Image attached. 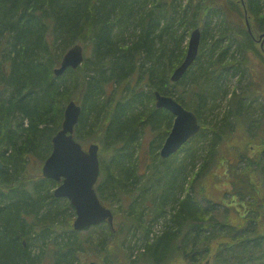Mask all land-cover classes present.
Listing matches in <instances>:
<instances>
[{
	"label": "trees",
	"instance_id": "1",
	"mask_svg": "<svg viewBox=\"0 0 264 264\" xmlns=\"http://www.w3.org/2000/svg\"><path fill=\"white\" fill-rule=\"evenodd\" d=\"M244 14L264 30V0H0V264H88L92 253L103 264H264L263 182L257 179L264 172V115L257 105L264 101V55L242 29ZM196 27L199 56L174 83L170 75ZM77 43L91 50L85 68L56 76L55 66ZM250 50L257 51L258 69L245 57ZM240 72V81L249 80L239 95L230 82ZM135 75L153 90L133 88L114 100L116 86ZM185 80L195 104L183 93L175 96ZM79 85L82 113L74 136L101 139L96 191L115 215L114 226L102 222L81 231L73 226V205L54 194L59 182L30 170L51 154L70 92ZM156 91L194 110L202 123L168 158L160 149L174 115L157 107ZM218 103H225L219 113ZM148 129L153 136L142 159ZM235 133L248 151L257 147L256 158L249 157L253 175L249 164L241 174L240 145L230 142ZM220 163L228 165L233 186L240 181L234 193L245 202L240 213L220 209L221 201L207 194ZM130 234L135 239L125 247Z\"/></svg>",
	"mask_w": 264,
	"mask_h": 264
},
{
	"label": "water",
	"instance_id": "2",
	"mask_svg": "<svg viewBox=\"0 0 264 264\" xmlns=\"http://www.w3.org/2000/svg\"><path fill=\"white\" fill-rule=\"evenodd\" d=\"M246 26L253 35L250 22L246 18ZM201 43L199 27L195 28L188 41L184 61L172 73L171 80L179 81L189 65L198 54ZM85 60L84 46L74 44L64 54L61 63L54 69L55 75L63 74L68 68H77ZM157 107H162L174 115L173 125L166 137L160 155L163 158L178 151L188 140L201 129L199 117L195 111L188 109L171 95L155 93ZM82 107L71 100L65 107L62 128L53 137V150L46 158L42 174L45 178L59 181L55 188L56 197L67 198L76 211L73 226L76 230H84L90 226L107 221L114 225V213L105 206L96 191L100 175L99 145L92 143L88 149L74 138L75 126L79 121ZM0 126V135H1ZM3 164L0 161V169ZM89 264H97L91 261Z\"/></svg>",
	"mask_w": 264,
	"mask_h": 264
},
{
	"label": "rangeland",
	"instance_id": "3",
	"mask_svg": "<svg viewBox=\"0 0 264 264\" xmlns=\"http://www.w3.org/2000/svg\"><path fill=\"white\" fill-rule=\"evenodd\" d=\"M249 20H250L251 28H252V31H253V34H254V37L252 38L253 41H254L253 42L254 49L257 48V50H259V51L261 50L263 52L262 54L264 55V51L261 49L262 45H263V48H264V32H263L264 30L261 31L262 29L260 30L259 27L257 28L256 24L253 22L251 17H249ZM214 21H216V20H214ZM215 23L216 22L213 23V26H215ZM261 23L264 26V20ZM240 24L242 25V29L246 30L248 35L251 37V34L248 31V28L246 26V15L245 14H244V16L242 15V18L240 17ZM190 34H191V32H190ZM190 34L187 37V40H189ZM83 46H84L85 57L87 58L90 55L91 50H90L89 46H87L86 44H83ZM1 49H4V45L2 46ZM246 56L250 57L251 62L252 61L254 62L255 69H258V66L260 65V63H258V58L259 57L257 56V51L254 52V51L250 50L249 54H246L245 57ZM61 59H60V61H61ZM241 59H242V61L244 59V57L242 55H241ZM56 66H58V65H56ZM83 68H85V66H83V64H82V65H80V68H78V69L80 71ZM78 69H77V72H78ZM262 69H264V67ZM83 73H85L84 70H83ZM83 73H82V71L80 72V78L79 79H81ZM241 74H243V77H245V72H243V73L240 72L239 76ZM136 79H137V75H135L129 81L132 80L134 82L133 83V85H134L136 83L135 82ZM248 80H249V78L246 75V79H244V81L242 83H240V92H244L242 90L246 89V83L248 82ZM128 83L125 84V82H123V83H121V84L116 86V92L114 94V100L117 99V97L118 98L122 97L121 93L123 91H126V87H127ZM80 85L78 87L73 86L74 89H73L72 92H70L71 99H73V100H75L77 102L81 101V93H82V90H84V89H81ZM238 85L239 84L237 83V80L235 79V77L232 76V80L230 82V89L231 90H235ZM112 88H113V86L110 85L108 87V91L111 90ZM132 88L139 89V90L143 91L145 94L148 93V92H151V90H150L151 87L149 89V85L147 83H144V81H142V80H139L136 83V86H131L130 87V89H132ZM191 89H192L191 83L185 80L182 84L176 86V88H175V92H176L175 96L179 97V93H183L185 95V99H186L185 102L186 103H190V105L191 104H195L196 103V99L194 97V94L189 92V90H191ZM237 91L239 92V90H237ZM148 99H149V96H148ZM150 100H151V98H150ZM151 101L153 102V98H152ZM155 103H156V100H155ZM263 104H264V101L261 100V99H260V102L257 103V105L259 107V110H260L258 115H261V114L264 115V105ZM217 107H218V109L215 110V111H217V113H219L221 110L222 111L224 110L225 103H223V104L222 103L221 104L218 103ZM204 119L206 120V123H209V121H210V117L209 116H208V118H207V116H205ZM262 123H263V126H264V122H262ZM162 127H164V126H162ZM170 130L171 129H169V132H170ZM238 135H240V134L235 133V137H231L230 142L238 143L240 145L239 148H240V158H241V160H240V171H241V174L243 173V170L245 169L243 167L248 168L247 164H249V172L252 173V175H253L256 172V164H254L253 163L254 161H252V160H254V158H256L255 157L256 156V152H257V147L256 146H258V148H261V146L259 144L258 145L254 144L255 145L254 148L256 147V149L252 150V148H251L248 151V149L244 148V145H245L244 139H242ZM152 136H153L152 131L148 129V133H146L144 135V137H143V143H142V145L140 147V151H139L140 157H142V159H144V157H147V156H145L146 154L149 155L148 154V149H149L148 146H149V142H150V139L152 138ZM167 136H168V134H167ZM79 141H81V143L83 144V146L86 149H87L88 145L91 144V143H98L100 145V147H103L101 139L97 135L96 136H89V137H86V138L81 139ZM244 153H246V155H243ZM143 154H144V156H143ZM249 157H252V160H250ZM43 163H44V161L42 162L41 160L32 163L31 167H30V170L36 172L37 174L42 175ZM141 165H142V162H141ZM215 167L216 168L214 170L216 172V178L211 179L209 181V183H208V185H210L208 187V189L206 190L208 196L210 198H212V200H214V202H215V200L216 201H221L222 205L218 206V207H220V209L226 208V206H230L229 208H231L232 213H240V211L242 210V206H241L242 204L241 203L245 204V202H242L240 200V194H239V196H236L237 194H234L236 192V190L240 191L239 190L240 189V181L238 183V188L236 187V185H234L235 187L233 186V183H232V181L230 179V178H232V176H230L229 168H228V165L226 163L225 164H223V163L217 164ZM141 170H143V168H141ZM255 175L253 176V179L256 178ZM258 175H259L257 177L258 185L260 184V182H263V186L260 187L261 191L258 192V195H259L258 199L259 200H264V172L263 173L259 172ZM257 187L259 188V186H257ZM233 188L234 189L236 188V189L233 190ZM222 198H225V199L222 201ZM246 199L248 201L249 199H251V197H249V198L246 197ZM110 208H112V207H110ZM117 217L119 219L121 217V215H118ZM74 219H75V217H74ZM111 237L113 238V236H111ZM121 238H123V237L121 236ZM130 238L135 239V237L133 238L132 235L130 234L128 236L126 242H125V247L129 246L128 245L129 242H127V241H129ZM113 241H114V239H113ZM119 251L121 252L122 255H124V253H125V249L124 248L123 249L120 248ZM93 256H94L93 253L88 255V264L91 261H94V262H96V261L98 262L99 261V259L97 257L94 258ZM97 264H103V262H100V263H97ZM126 264H145V263L142 262V261H139V262L129 261ZM172 264H188V263L186 261H184V260H182V261L179 260V261L174 262Z\"/></svg>",
	"mask_w": 264,
	"mask_h": 264
},
{
	"label": "bare ground",
	"instance_id": "4",
	"mask_svg": "<svg viewBox=\"0 0 264 264\" xmlns=\"http://www.w3.org/2000/svg\"><path fill=\"white\" fill-rule=\"evenodd\" d=\"M194 29H195V28H194ZM194 29H192V31H193ZM199 29H200V28H199ZM192 31H191V32H192ZM200 32H201V37H202V31H201V29H200ZM199 52H200V50L198 51V54H197V57H196L195 60H197V58H198V56H199ZM184 58H185V56H184ZM184 58H183L182 62L184 61ZM182 62H181V64H182ZM194 63H195V61H194L192 64L189 65V68H190ZM181 64H180V65H181ZM189 68H188V69H189ZM188 69H187V70H188ZM172 73H173V72H172ZM172 73H171V75H172ZM171 75H170V78H171ZM235 79L237 80V83L239 84V85L236 87V91L239 90V92L237 91V93L240 95V83H242L243 81H240V76L238 77L237 75L235 76ZM180 80H181V79H180ZM180 80H179V81H180ZM171 81H172V80H171ZM128 82H129V83H128ZM172 82H173V81H172ZM174 82H175V81H174ZM176 82H178V81H176ZM126 83H128V84H127V87H126V91H123V92H122V94H124V96H128V95L131 94V92L133 91V90H132L133 88L130 89L131 86H136V83L133 85L134 82H133L132 80H131V81L128 80L127 82H125V84H126ZM150 87H151V89H150ZM149 89H150V90H153V87L149 85ZM138 90H139V89H138ZM188 109H189V108H188ZM191 110H192V109H191ZM81 113H82V111H81ZM195 113H196V112H195ZM63 120H64V119H63ZM58 131H59V130H58ZM58 131H57V132H58ZM57 132H56V133H57ZM198 133H199V132H198ZM198 133H197V134H198ZM194 136H195V135H194ZM194 136H193V137H194ZM193 137H191V138H193ZM191 138H190V139H191ZM190 139H189V140H190ZM189 140H188V141H189ZM0 161H1L2 164H3V161L1 160V158H0ZM3 165H4V164H3ZM2 168H3V167H2ZM114 223H115V221H114ZM113 226H114V225H113Z\"/></svg>",
	"mask_w": 264,
	"mask_h": 264
},
{
	"label": "flooded vegetation",
	"instance_id": "5",
	"mask_svg": "<svg viewBox=\"0 0 264 264\" xmlns=\"http://www.w3.org/2000/svg\"><path fill=\"white\" fill-rule=\"evenodd\" d=\"M251 37L253 38L254 37V34L251 35ZM261 49L264 51L263 45L261 46Z\"/></svg>",
	"mask_w": 264,
	"mask_h": 264
}]
</instances>
